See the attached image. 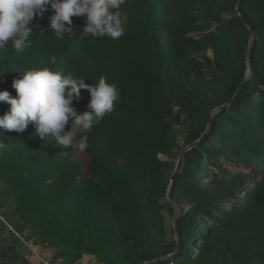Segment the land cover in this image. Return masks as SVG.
I'll return each instance as SVG.
<instances>
[{"label":"trees","instance_id":"1","mask_svg":"<svg viewBox=\"0 0 264 264\" xmlns=\"http://www.w3.org/2000/svg\"><path fill=\"white\" fill-rule=\"evenodd\" d=\"M237 1L126 0L119 40L79 39L83 17L57 40L46 11L29 47L0 52L11 71L0 90L13 96L12 70L38 67L89 84L102 75L120 91L87 134L83 168L79 150L41 140L32 123L0 130V211L16 231L54 248L58 264H143L174 252V203L177 250L152 264H264V0ZM80 98L88 104L86 89ZM198 139L168 191L177 153Z\"/></svg>","mask_w":264,"mask_h":264},{"label":"clouds","instance_id":"2","mask_svg":"<svg viewBox=\"0 0 264 264\" xmlns=\"http://www.w3.org/2000/svg\"><path fill=\"white\" fill-rule=\"evenodd\" d=\"M126 0H0V52L9 44L16 52H22L34 41L31 22L51 12L47 27L57 40L74 35L72 17H83L84 26L79 39L109 37L119 40L126 31V21L120 8ZM4 57L0 56V61ZM12 80L16 95L0 90V102L10 107L0 115V130L22 133L29 123L41 140L57 141L63 148H75L80 152L88 149V133L106 115L111 114L119 101L120 91L115 82L108 83L100 76L95 84L85 83V78L74 77L38 67L23 72ZM6 72L0 68V78ZM90 94L87 110L78 113L73 106L79 101L80 90ZM71 121L69 130L66 125ZM81 133H83L81 135ZM79 137V139H77ZM7 143L0 139V152Z\"/></svg>","mask_w":264,"mask_h":264},{"label":"crops","instance_id":"3","mask_svg":"<svg viewBox=\"0 0 264 264\" xmlns=\"http://www.w3.org/2000/svg\"><path fill=\"white\" fill-rule=\"evenodd\" d=\"M1 214L6 220V224L9 225L8 227L13 231H16L15 227L18 225L14 226L8 219L7 213H4V211H1ZM8 227L0 220V264H40L37 255L46 258L50 261V264H58L57 258L59 253L54 248H45L40 245L34 246L33 243L26 245L24 243L25 240L30 239H26L24 235L20 233V229L18 228L19 231L17 230L18 232H16L22 239H24L23 242ZM84 259L85 257L79 262V264H85L87 260L85 261ZM89 259L92 258L89 257Z\"/></svg>","mask_w":264,"mask_h":264},{"label":"water","instance_id":"4","mask_svg":"<svg viewBox=\"0 0 264 264\" xmlns=\"http://www.w3.org/2000/svg\"><path fill=\"white\" fill-rule=\"evenodd\" d=\"M238 5H239V0L237 1L236 3V10H238ZM239 16V13L237 14ZM253 42V36L252 34L249 32V42H248V46H247V50H246V53H245V62H246V66H247V69H246V73H245V76H244V79H243V82L246 81L248 79V77L250 76V73H251V69H250V60H249V48L251 46ZM242 82V83H243ZM229 104L226 103L220 107H217L215 109H213L209 115V118H208V122H207V127H206V130L204 133H206V131L209 129V126H210V121H211V116L213 114H215L216 112L220 111L221 109L225 108L227 105ZM201 139V138H200ZM200 139L194 141L193 143H191L190 145L186 146L185 148L181 149L175 159H174V165H173V169H172V172H171V176H170V181H169V184H168V187H167V190L170 191V188L172 186V182H173V176L175 174V171H176V168H177V165H178V162H179V159L181 157V155L188 149H190L191 147H193L198 141H200ZM166 198L168 201H170V198H169V195L167 193L166 195ZM172 206L174 207V213L172 214V226H173V236H174V241L176 243V246H175V250L173 253H170L168 255H165L163 257H160V258H157V259H154V260H151V261H148V262H145L143 264H152V263H155L157 261H160L161 259H165V258H169V257H172L173 254L176 252L177 250V241H178V236H177V232H176V218H177V215H178V207L174 204V203H171Z\"/></svg>","mask_w":264,"mask_h":264},{"label":"rangeland","instance_id":"5","mask_svg":"<svg viewBox=\"0 0 264 264\" xmlns=\"http://www.w3.org/2000/svg\"><path fill=\"white\" fill-rule=\"evenodd\" d=\"M73 106L76 108L78 113L87 110V105H86L85 101L83 99H81V98L79 99V101H74L73 102ZM70 127H71V121H69V124L66 125L65 130H69ZM74 158L81 164V167L83 168V164L85 163V159H86L85 155L82 152H77V153H75ZM3 211H4V213H6L5 210H2V212ZM0 214H1V211H0ZM165 215H166L167 225H170L172 223V221H171L172 220V216H170L167 213ZM84 260L85 261L87 260L85 264H95V262L93 261L94 260L93 258L89 259V257H85Z\"/></svg>","mask_w":264,"mask_h":264},{"label":"built area","instance_id":"6","mask_svg":"<svg viewBox=\"0 0 264 264\" xmlns=\"http://www.w3.org/2000/svg\"><path fill=\"white\" fill-rule=\"evenodd\" d=\"M0 220L8 227L9 225H7L6 223V220L4 219V217L0 214ZM12 232H14V234L19 238L21 239L23 242H24V239H22L20 237V235L16 232V231H13L10 227H8ZM26 245H30L32 242L31 240H25L24 242ZM37 258L40 262V264H50V261H48L46 258H44L43 256L41 255H37Z\"/></svg>","mask_w":264,"mask_h":264}]
</instances>
